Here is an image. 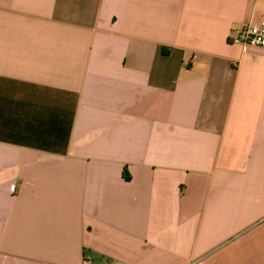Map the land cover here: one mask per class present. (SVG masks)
Returning <instances> with one entry per match:
<instances>
[{
    "label": "crops",
    "instance_id": "obj_1",
    "mask_svg": "<svg viewBox=\"0 0 264 264\" xmlns=\"http://www.w3.org/2000/svg\"><path fill=\"white\" fill-rule=\"evenodd\" d=\"M262 20L0 0V264H264Z\"/></svg>",
    "mask_w": 264,
    "mask_h": 264
},
{
    "label": "built area",
    "instance_id": "obj_2",
    "mask_svg": "<svg viewBox=\"0 0 264 264\" xmlns=\"http://www.w3.org/2000/svg\"><path fill=\"white\" fill-rule=\"evenodd\" d=\"M230 43L264 50V20L258 25L244 27L235 37L230 38Z\"/></svg>",
    "mask_w": 264,
    "mask_h": 264
},
{
    "label": "trees",
    "instance_id": "obj_3",
    "mask_svg": "<svg viewBox=\"0 0 264 264\" xmlns=\"http://www.w3.org/2000/svg\"><path fill=\"white\" fill-rule=\"evenodd\" d=\"M164 53H166V54H167V52H164Z\"/></svg>",
    "mask_w": 264,
    "mask_h": 264
}]
</instances>
